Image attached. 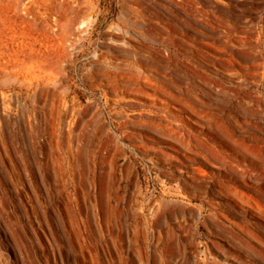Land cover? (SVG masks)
Masks as SVG:
<instances>
[{
  "label": "rangeland",
  "instance_id": "rangeland-1",
  "mask_svg": "<svg viewBox=\"0 0 264 264\" xmlns=\"http://www.w3.org/2000/svg\"><path fill=\"white\" fill-rule=\"evenodd\" d=\"M0 264H264V0H0Z\"/></svg>",
  "mask_w": 264,
  "mask_h": 264
},
{
  "label": "bare ground",
  "instance_id": "bare-ground-1",
  "mask_svg": "<svg viewBox=\"0 0 264 264\" xmlns=\"http://www.w3.org/2000/svg\"><path fill=\"white\" fill-rule=\"evenodd\" d=\"M82 24H83V23H82ZM111 31H112L113 33H115V34H119V33H121V29H120L118 26H115V27L111 28ZM111 40H112V42L117 43L116 40H114V39H111ZM136 60H138V58H136ZM144 64H145V63H144ZM169 96L172 97V98H174V96L171 95V94H169Z\"/></svg>",
  "mask_w": 264,
  "mask_h": 264
}]
</instances>
